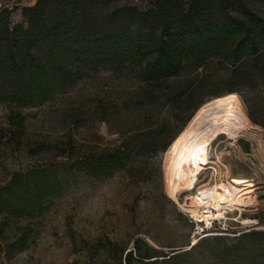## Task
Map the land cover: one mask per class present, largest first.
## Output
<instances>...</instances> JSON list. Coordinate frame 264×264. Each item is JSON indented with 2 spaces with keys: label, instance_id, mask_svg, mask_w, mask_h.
<instances>
[{
  "label": "rangeland",
  "instance_id": "obj_1",
  "mask_svg": "<svg viewBox=\"0 0 264 264\" xmlns=\"http://www.w3.org/2000/svg\"><path fill=\"white\" fill-rule=\"evenodd\" d=\"M3 1L10 5L13 22L23 19V5L36 2ZM129 1L143 9L154 3ZM252 4L264 13V0H252ZM175 89V78L150 84L139 79L137 69L98 65L84 69L63 91L45 99L21 104L2 99L0 92V186L16 171L66 159L59 152L69 140L81 153L117 145L125 135L146 125L168 121L167 133H173L181 122L172 119L171 105L165 101ZM248 94V105L235 92L210 96L183 127L182 133L202 108L230 96L236 97L237 110L249 121L236 138L220 133L212 139L206 167L199 172L195 187L181 188L178 197L184 202L188 194L205 186L237 178L253 184L248 195H254V202L243 210L226 209L218 215L223 218L217 232L203 233L229 234L219 245L207 242L172 261L147 264H264L263 236L247 235L238 244L239 233L264 231V86L255 83ZM11 111L25 117L21 132L15 134L16 126L8 118ZM182 133L167 149L134 151L129 163L110 175L93 177L57 167L62 190L45 201L47 207L42 212L34 209L33 216L14 214L15 195L7 196L0 189V200L7 199L0 211V264H117L122 251L126 264L124 254L130 249L134 253L135 247L144 251L156 247L159 253L190 248L196 222L169 192L171 154ZM41 144L45 148H40ZM181 184L177 179L175 186ZM224 246L230 249L229 257L220 254Z\"/></svg>",
  "mask_w": 264,
  "mask_h": 264
},
{
  "label": "trees",
  "instance_id": "obj_2",
  "mask_svg": "<svg viewBox=\"0 0 264 264\" xmlns=\"http://www.w3.org/2000/svg\"><path fill=\"white\" fill-rule=\"evenodd\" d=\"M10 12L9 7L0 10L2 99L21 104L45 99L63 91L86 68L128 67L137 69L146 83L178 81V89L165 102L171 105L172 119L181 122L169 135L165 121L132 131L112 147L81 153L67 141L59 152L66 159L16 171L0 186L7 196L15 195L18 203L12 212L18 216H33L34 209L42 212L45 201L62 190L57 167L93 177L110 175L124 168L134 151L167 149L210 96L235 92L248 105V91L258 82L264 86V13L252 0H154L145 9L129 0H36L22 6L20 21L13 22ZM8 118L16 126L12 132H21L25 117L11 111ZM5 202L0 200V211ZM224 235L229 234L204 235L190 248L173 253L135 247V255L128 250L124 261H172L207 242L219 245ZM247 235H261L264 242V231L253 229L239 233L238 244ZM229 250L224 246L220 254L229 257ZM123 253L117 264H124Z\"/></svg>",
  "mask_w": 264,
  "mask_h": 264
},
{
  "label": "bare ground",
  "instance_id": "obj_3",
  "mask_svg": "<svg viewBox=\"0 0 264 264\" xmlns=\"http://www.w3.org/2000/svg\"><path fill=\"white\" fill-rule=\"evenodd\" d=\"M237 109L235 101L202 108L190 127L180 135L177 146L172 150L173 170L169 181L170 196L196 218L201 217L209 221L212 215L221 217L218 215L224 214L226 209L243 210L245 206L254 202V195H248L252 190L249 188L253 184L237 178L205 186L195 193L188 194L184 202L178 197L181 188L195 187L199 172L206 167L207 148L212 139L220 133H227L229 137L236 138L240 131L249 125V121L243 118ZM230 110L231 116L228 115ZM200 145L207 147L204 152L196 153ZM193 153H196L198 159H192ZM177 179L181 180L180 187L175 186ZM235 183H243L245 186L240 188L235 186Z\"/></svg>",
  "mask_w": 264,
  "mask_h": 264
},
{
  "label": "built area",
  "instance_id": "obj_4",
  "mask_svg": "<svg viewBox=\"0 0 264 264\" xmlns=\"http://www.w3.org/2000/svg\"><path fill=\"white\" fill-rule=\"evenodd\" d=\"M4 7H10L8 3H5L3 0H0V10ZM209 212V211H206ZM192 219L196 222V227L193 232V243L195 240H198L205 231H210L211 233H216L217 230V225L218 222L223 218V217H214V215L210 216L209 221L202 219L201 217L196 218L195 216L191 215ZM195 236V238H194Z\"/></svg>",
  "mask_w": 264,
  "mask_h": 264
},
{
  "label": "snow or ice",
  "instance_id": "obj_5",
  "mask_svg": "<svg viewBox=\"0 0 264 264\" xmlns=\"http://www.w3.org/2000/svg\"><path fill=\"white\" fill-rule=\"evenodd\" d=\"M234 100H236V97H235V96H230V97H225L223 101H215L214 103H216L217 105H220V104H222L224 101H234ZM228 115H229V116L232 115L231 110L229 111ZM206 147H207L206 145H200V146L196 149V153L204 152L205 149H206ZM196 153H193V156H192V159H193V160L198 159ZM245 223H248V221H245Z\"/></svg>",
  "mask_w": 264,
  "mask_h": 264
}]
</instances>
